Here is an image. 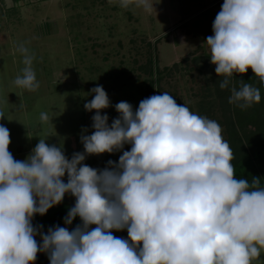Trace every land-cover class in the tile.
<instances>
[{"label": "clouds", "instance_id": "1", "mask_svg": "<svg viewBox=\"0 0 264 264\" xmlns=\"http://www.w3.org/2000/svg\"><path fill=\"white\" fill-rule=\"evenodd\" d=\"M132 0H121L127 8ZM137 7L151 11L149 0ZM206 38L210 62L223 76L249 67L264 85V0H224ZM22 76L14 85L36 91L34 54L20 45ZM84 104L92 116L91 135H82L83 152L69 159L46 138L25 160L9 151L10 131L0 125V264H30L46 253L50 264H251L264 249V187L259 177L234 178L232 150L221 126L178 105L168 93L151 95L134 111L126 101L109 125L101 110L111 106L102 85L90 90ZM229 103L241 109L259 103L260 89L243 83L231 89ZM0 113V117H3ZM47 122V113H40ZM130 144L118 162L97 169L84 164L88 155L113 153ZM67 173V183L62 179ZM75 204L64 218L71 231L55 225L47 233L33 226L64 199ZM96 227L92 228L91 226ZM41 228L43 226H40ZM126 229L128 239L111 230ZM40 235L42 243L34 238Z\"/></svg>", "mask_w": 264, "mask_h": 264}, {"label": "rangeland", "instance_id": "2", "mask_svg": "<svg viewBox=\"0 0 264 264\" xmlns=\"http://www.w3.org/2000/svg\"><path fill=\"white\" fill-rule=\"evenodd\" d=\"M149 2L154 4L150 12L137 7L136 0L127 8L121 7V0H0V125L10 131L9 151L16 160H25L27 148L32 150L46 137L47 144L60 147L69 159L83 152L81 136L94 131L96 112L87 111L84 104L94 97L90 90L97 85L111 102L101 110L109 125L119 116L114 107L118 102H129L135 111L142 99L168 92L178 105L215 120L228 144L238 140L224 123L232 110L223 113L215 99L211 79L216 65L210 62L206 44L224 0ZM20 45L34 54L32 67L40 85L36 91L13 83L24 67ZM238 81L233 74L229 86L220 88L227 102L232 87L238 90ZM41 112L47 113V122L40 120ZM255 114L251 109L248 118L255 119ZM255 127L250 123L246 130ZM240 135L246 139L242 130ZM130 148L125 144L113 153L88 155L83 163L103 169ZM62 179L67 183V173ZM72 203L75 197L66 193L58 205ZM34 222H40V214L34 215ZM251 264H264V249Z\"/></svg>", "mask_w": 264, "mask_h": 264}, {"label": "trees", "instance_id": "3", "mask_svg": "<svg viewBox=\"0 0 264 264\" xmlns=\"http://www.w3.org/2000/svg\"><path fill=\"white\" fill-rule=\"evenodd\" d=\"M213 71L215 72V70ZM149 72L153 74L152 68ZM234 75H237L240 85L241 80H243V83H248L259 88L261 94L259 103H254L251 107L244 109L246 111H240L238 110V108H234V106L230 108V103L225 100V95H223V92L221 91L219 86V83L223 81L224 77H218V75L216 74V76L211 79L212 86H214L217 91V98L215 99L219 101L221 111L224 113L226 111L232 110L233 112V114L225 116L224 123L227 125L228 133L231 134L232 138L238 139L236 140L238 141L237 143L236 141H233V144H229L233 153V159L231 160V163L234 167V178L247 179L249 183H251L253 177H259L261 180L260 186L264 187V85L260 83L259 78L256 77L253 71H251L250 69H248L246 73H234ZM229 79L231 80V77ZM239 84L238 90L240 87ZM204 99L205 102H213V100L210 98ZM251 109H254L255 113H257L255 114V119H252V117L248 118V113ZM250 123H253L254 126H256L254 131L246 130V126ZM241 130L244 132V134L247 135L246 139L244 140H241L240 138ZM253 132L257 134L255 138H251L249 135ZM74 204L72 203L69 205H54L47 211L46 214L40 215V222H34L33 225L45 234L47 233L49 227H53L55 225L67 227L71 231L78 224H81V220L78 216L72 221V224L70 225H67L64 222V218L67 216L69 209L73 207ZM40 226L43 227L41 228ZM91 227L94 228L96 226L92 225ZM111 231L112 234L116 237L128 239V233L126 229L122 231Z\"/></svg>", "mask_w": 264, "mask_h": 264}, {"label": "water", "instance_id": "4", "mask_svg": "<svg viewBox=\"0 0 264 264\" xmlns=\"http://www.w3.org/2000/svg\"><path fill=\"white\" fill-rule=\"evenodd\" d=\"M34 238L36 239L38 244L42 243V239L39 235H36ZM30 264H50V261L46 253L38 252L37 259L34 262H30Z\"/></svg>", "mask_w": 264, "mask_h": 264}, {"label": "crops", "instance_id": "5", "mask_svg": "<svg viewBox=\"0 0 264 264\" xmlns=\"http://www.w3.org/2000/svg\"><path fill=\"white\" fill-rule=\"evenodd\" d=\"M18 144V143H17ZM26 151H28V153H31V148L29 147V148H27V150ZM14 152H17V153H19L18 152V150L16 149V151H14ZM103 165V164H102Z\"/></svg>", "mask_w": 264, "mask_h": 264}]
</instances>
